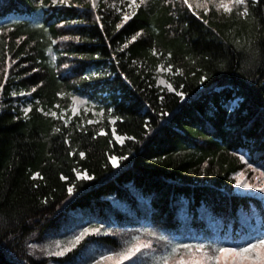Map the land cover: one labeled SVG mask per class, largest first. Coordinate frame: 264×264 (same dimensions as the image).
<instances>
[{"label": "trees", "instance_id": "1", "mask_svg": "<svg viewBox=\"0 0 264 264\" xmlns=\"http://www.w3.org/2000/svg\"><path fill=\"white\" fill-rule=\"evenodd\" d=\"M126 5L0 0V264H66L79 249L45 257L34 244L85 227L107 232L79 246L147 228L208 245L261 236L264 200L236 192L234 175L264 171V0L232 14L144 0L124 21ZM253 40L261 59L242 72ZM162 61L171 89L156 81ZM75 92L101 100L104 124L45 113Z\"/></svg>", "mask_w": 264, "mask_h": 264}, {"label": "snow or ice", "instance_id": "2", "mask_svg": "<svg viewBox=\"0 0 264 264\" xmlns=\"http://www.w3.org/2000/svg\"><path fill=\"white\" fill-rule=\"evenodd\" d=\"M55 2V0H54ZM60 3H64V0H59ZM144 0H129V7L136 8L139 7L140 4H143ZM246 0H200L197 3V8H203L204 12L207 14L210 11L209 6L213 5L215 9L219 12L222 11L225 14H232L234 7L245 5ZM182 3L187 6V8H193L192 3L189 0H182ZM135 13H133L134 15ZM239 15L242 17H247L249 15L248 7L245 6L243 11L239 12ZM130 19V15L125 13L123 15V20L127 21ZM205 23H208L205 20ZM121 27L120 24H117V28ZM140 33L137 32L132 40H135ZM66 39V37H65ZM239 44V41H236ZM124 47H127L125 45ZM14 63V61L12 62ZM11 65H9L10 67ZM170 70V69H168ZM35 71V69H33ZM8 79V71L4 70V80ZM4 88V84L0 83V90ZM35 91V89H32ZM15 95L16 93H12ZM27 111V109L25 110ZM73 114L76 113V109L73 108ZM52 116H56V112L51 113ZM60 119H64V116L61 115ZM89 124L93 123V121L89 120ZM57 132L60 129H56ZM102 134V133H101ZM117 140L120 139L119 136L116 137ZM65 143L68 141L65 140ZM80 156L83 157L84 153L80 152ZM241 161H244V157H240ZM111 161L113 166H117L116 157H111ZM248 168L252 170V172H258L259 177L257 178V183H249L246 180H243V173H236V184L242 188L249 189L254 188L258 189L261 192H264V171H261L259 168H254L252 164H248ZM38 175V174H35ZM79 177V174H77ZM84 179H90L91 177H82ZM64 179V177H61ZM73 189L71 187L68 188L69 194H71ZM101 231L100 228H83L79 234L72 237L70 241L69 247H61L57 244V248L59 250L49 253L54 256H63L66 252L70 251L73 248H76L86 236L90 234H99ZM162 239V237L158 238ZM153 249V241L152 240H141L139 236L132 237V242L127 243L126 246L119 251H108L106 254H102L99 256V259L94 262V264H103V262H111V264H125V262H130V264H137V260L135 259L138 255H153L155 264H264V237L255 238L250 242H246L240 246H215V247H207L205 244L197 243H176L172 244L170 250L168 247L165 248L164 254L156 256L155 251L149 253V250Z\"/></svg>", "mask_w": 264, "mask_h": 264}, {"label": "rangeland", "instance_id": "3", "mask_svg": "<svg viewBox=\"0 0 264 264\" xmlns=\"http://www.w3.org/2000/svg\"><path fill=\"white\" fill-rule=\"evenodd\" d=\"M54 1V0H53ZM57 2V0H55ZM124 1V0H123ZM139 0H137L138 2ZM182 1V0H180ZM92 5H97L99 0H91ZM190 3H192L193 8H191L193 11L195 10V7L197 8V3L200 2V0H189ZM129 0H127V5L125 6L127 13L131 14L135 8L129 7ZM242 6V5H241ZM241 6H236L234 8L239 9ZM199 9V8H198ZM170 69V70H168ZM156 81L157 84L160 86L167 87L171 89V83L168 80V75L172 73L170 65H168L167 62L162 61L156 68ZM93 75H96L97 72L92 71ZM22 95V93L20 94ZM24 99L21 98V101ZM235 100H231L228 103V109H232V107L235 104ZM28 107L26 106L24 109L26 110ZM73 108H75L77 111L75 114H73ZM103 104L101 100L98 98H91L88 96L86 93H81V92H75L73 95L70 97V102L67 108H55V109H48L45 111V113L51 115L52 112H56L57 115L54 116L55 118H58L59 121H62L64 124L69 122L70 119L78 117V121L80 123H88L89 120L93 121L91 124H96L97 126L104 124V121L106 119V114L104 112ZM63 115L64 119H60V116ZM108 121H113L112 117H108ZM103 132V131H101ZM119 136L120 139L117 140L116 137ZM113 138L118 142L121 143L123 141V136H120L113 132ZM111 157H116L117 159V164H118V158L115 155L110 156V162ZM255 168V167H254ZM238 172L243 173V180H246L249 183H257L258 180L257 178L259 177L258 172H252L251 169L248 168V164H245L244 168ZM237 173V172H236ZM236 173L234 175V190L238 193H251L254 195H257L258 197L262 198L264 200V192L259 191L258 189L254 188H249L245 189L236 184ZM79 176H82L83 173L78 172ZM264 182V181H261ZM259 219V218H258ZM90 228V227H87ZM83 228H76L72 229L73 231L70 230L69 234L66 236L62 237H51V238H46L44 241H41L39 243L34 244V248L42 256L48 257V256H54L50 255L49 253L54 252L59 250L57 248V244H59L61 247H69L70 246V241L72 240V237L79 234L80 231H82ZM103 233H106L107 231H100ZM258 233L261 235L260 237H264V228L258 230ZM124 235V234H122ZM134 236H139L141 240H152L153 241V249L149 250V253L152 251H155V255L159 256L164 254V250L166 247L169 248L172 244L180 243V242H175L174 238L172 235H169L167 233H163L157 229H142L139 232H128L127 235L124 237L121 236L120 241L121 243L118 244L116 247L115 246H99L95 244H87V245H77L76 249L80 250V253L76 258H74L72 261L66 263V264H94L96 260L99 259V256L102 254H106L108 251H119L123 249L126 246L127 243L132 242V237ZM162 237V239H158ZM252 239L247 238L245 241L250 242ZM189 243V242H187ZM197 243H202L205 244L207 247H215V246H231L225 237L221 236H216L214 238V241L212 245H208L202 240H195L191 244H197ZM244 243V244H245ZM74 249V248H73ZM71 249L70 251H73ZM69 252V251H68ZM67 253V252H66ZM65 253V254H66ZM64 256V255H63ZM54 257H62V256H54ZM137 260V264H155L154 256L149 254V255H138V257L135 258ZM103 264H111V262H103ZM125 264H130V262H125Z\"/></svg>", "mask_w": 264, "mask_h": 264}, {"label": "clouds", "instance_id": "4", "mask_svg": "<svg viewBox=\"0 0 264 264\" xmlns=\"http://www.w3.org/2000/svg\"><path fill=\"white\" fill-rule=\"evenodd\" d=\"M244 60L242 62L241 71H250L258 66V61L261 59V50L256 46L255 41H250L243 49Z\"/></svg>", "mask_w": 264, "mask_h": 264}]
</instances>
